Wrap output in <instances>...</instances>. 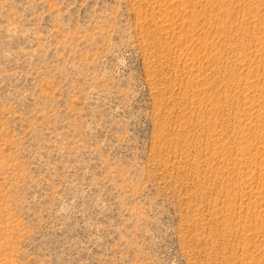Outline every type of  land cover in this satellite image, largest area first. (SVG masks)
Here are the masks:
<instances>
[{
	"label": "rangeland",
	"instance_id": "1",
	"mask_svg": "<svg viewBox=\"0 0 264 264\" xmlns=\"http://www.w3.org/2000/svg\"><path fill=\"white\" fill-rule=\"evenodd\" d=\"M0 264H264V0H0Z\"/></svg>",
	"mask_w": 264,
	"mask_h": 264
},
{
	"label": "bare ground",
	"instance_id": "2",
	"mask_svg": "<svg viewBox=\"0 0 264 264\" xmlns=\"http://www.w3.org/2000/svg\"><path fill=\"white\" fill-rule=\"evenodd\" d=\"M246 82L249 83V81H246ZM250 83H251V81H250ZM257 83H258V82H257ZM259 83H260V81H259ZM252 86H253V85H252ZM249 109H251V108H249ZM252 113H253V112H252ZM252 113H251V114H252ZM249 114H250V113H249ZM249 114H248V115H249ZM251 114H250V115H251ZM253 115H254V114H253ZM251 116H252V115H251Z\"/></svg>",
	"mask_w": 264,
	"mask_h": 264
}]
</instances>
